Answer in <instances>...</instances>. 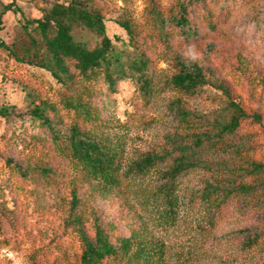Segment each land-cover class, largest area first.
I'll return each instance as SVG.
<instances>
[{
    "label": "rangeland",
    "instance_id": "rangeland-1",
    "mask_svg": "<svg viewBox=\"0 0 264 264\" xmlns=\"http://www.w3.org/2000/svg\"><path fill=\"white\" fill-rule=\"evenodd\" d=\"M1 1H15L21 8L4 16L0 31V39L20 52L14 44L28 41L26 19L40 17L55 0ZM164 1L172 5L176 0ZM204 1L208 8L198 5L194 17L199 34L184 39L169 24L166 40L152 18L150 0H92L104 9L110 36L128 40L117 21H129L140 48L151 57L150 99L131 79L120 81L114 93L102 82L90 91L99 117L83 129L98 135L116 155L117 185L93 179L65 138L56 143L44 127L31 122L29 89L58 104L62 127L73 123V112L58 102L61 84L49 71L0 48V108L11 111L0 112V264H78L77 213L91 239L99 220L116 246L136 234L162 250L152 264H264V174L248 175L240 168L248 160L264 163V0ZM176 55L208 68L248 111H259L262 122L249 120L236 135H221L217 123L226 96L212 86L195 95L175 88L170 80ZM175 105L189 112L188 121L176 116ZM202 131L212 139L207 164L179 176L171 198L158 193V186L172 158L145 173L127 174L136 160L171 150L170 134ZM223 140L247 149L241 154L235 146L227 150ZM43 165L55 173L45 175ZM240 184L257 186V194L239 191ZM255 237L257 244L248 246ZM108 261L122 264L120 258Z\"/></svg>",
    "mask_w": 264,
    "mask_h": 264
},
{
    "label": "trees",
    "instance_id": "trees-1",
    "mask_svg": "<svg viewBox=\"0 0 264 264\" xmlns=\"http://www.w3.org/2000/svg\"><path fill=\"white\" fill-rule=\"evenodd\" d=\"M164 2L150 0L152 18L161 37L168 40L166 28L169 24L181 31L184 39L199 34L194 17L199 14L196 11L198 5L201 4L203 9L208 8L204 0H176L172 5ZM9 11L19 12L21 8L15 1L4 3L0 0V31L4 28V16ZM117 22L128 33V40L119 35H109L104 9L92 0H55L50 7L42 9L40 17L26 19L25 33L28 41L14 44L20 52L0 39V48L15 53L20 62L49 71L61 84L58 102L65 110L73 112V123L68 128L62 127L63 119L59 115L58 104L43 98L35 89H29L26 96L29 98L27 112L31 122L44 127L56 143L65 138L66 146L87 173L93 179L111 185L119 183L120 163L98 135L83 129L84 124L95 122L99 117L98 107L90 91L95 83L102 82L109 92L114 93L120 81L131 79L137 81L145 98L150 99L152 93L151 57L140 48L130 22L121 19ZM211 28H214L212 23ZM174 61L176 73L170 81L175 88L195 95L205 86H212L226 96L225 112L217 123L221 135H236L249 120L262 122V114L259 111H248L233 97L231 88L208 68L185 60L180 55H176ZM81 82L84 86L80 89ZM173 110L176 116L188 121L187 110L176 105ZM0 112L11 113L7 106H2ZM167 140L171 150L164 154H148L136 160L127 174L145 173L157 162L172 158V164L161 172L164 181L158 186V193L171 198L179 176L207 164L204 157L211 150L212 139L209 131H202L170 134ZM231 140L220 142L227 150L235 146L241 154L246 147ZM246 164L240 168L248 175L264 174V163L248 160ZM40 171L45 175L55 173L52 167L45 165L41 166ZM237 188L241 192L257 194V186L240 184ZM72 205L76 209L79 207L77 189L72 192ZM73 224L78 227L82 243L78 264H109V258H120L122 264H152L155 256L162 253V250L150 246V243H143L136 234L122 238L120 246H116L106 224L99 220L95 224L94 239H91L83 227V216L80 213L73 218ZM257 240V237L252 238L248 246H255Z\"/></svg>",
    "mask_w": 264,
    "mask_h": 264
}]
</instances>
